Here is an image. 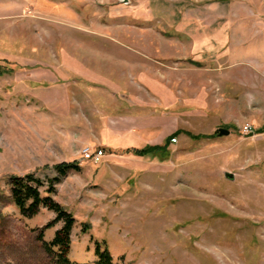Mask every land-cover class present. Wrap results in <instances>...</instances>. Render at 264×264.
Returning <instances> with one entry per match:
<instances>
[{"label":"rangeland","instance_id":"374dc122","mask_svg":"<svg viewBox=\"0 0 264 264\" xmlns=\"http://www.w3.org/2000/svg\"><path fill=\"white\" fill-rule=\"evenodd\" d=\"M27 174L58 177L73 261L264 264V0H0V264H51Z\"/></svg>","mask_w":264,"mask_h":264},{"label":"trees","instance_id":"16d2710c","mask_svg":"<svg viewBox=\"0 0 264 264\" xmlns=\"http://www.w3.org/2000/svg\"><path fill=\"white\" fill-rule=\"evenodd\" d=\"M198 137V136H194ZM172 138V137H171ZM168 140V138H167ZM170 141V137L168 142ZM165 144L147 145L140 149H127V152H133L135 155L155 154L164 151ZM78 170V163H61L56 166L58 175H65L69 170ZM58 177L50 179L45 189V195L42 194L41 187L42 180L33 175L27 174L23 177L13 176L9 178L11 199L20 213L26 217H32L41 207H46L55 213V218L45 225V228L53 226L56 222H61V227L54 233L50 241L44 243L46 253L50 257L51 264H116L112 258L111 253L106 247L105 243L96 242L95 245V259L87 262H77L69 258V251L71 245V231L76 222L75 217L67 211L60 203L55 201L52 197L54 193V183L57 182ZM42 238V237H41Z\"/></svg>","mask_w":264,"mask_h":264},{"label":"built area","instance_id":"2783aa9c","mask_svg":"<svg viewBox=\"0 0 264 264\" xmlns=\"http://www.w3.org/2000/svg\"><path fill=\"white\" fill-rule=\"evenodd\" d=\"M95 150H91L88 147H84L82 149V155L85 159H90V160H94V161H100L102 158L101 156H103L105 154V150L104 148L100 147H96L94 148Z\"/></svg>","mask_w":264,"mask_h":264},{"label":"crops","instance_id":"0c3cea01","mask_svg":"<svg viewBox=\"0 0 264 264\" xmlns=\"http://www.w3.org/2000/svg\"><path fill=\"white\" fill-rule=\"evenodd\" d=\"M78 104H82L83 105V108H82V112L81 113H97L96 111H94V110H91L92 108L91 107H88L87 108V106H88V104L90 105V101L88 100L87 101V103H85L82 99H80V98H77V100H75ZM87 104V105H86ZM86 108V109H85ZM78 113H80L79 111H78ZM98 113H99V111H98ZM106 113V112H105Z\"/></svg>","mask_w":264,"mask_h":264},{"label":"water","instance_id":"95a60500","mask_svg":"<svg viewBox=\"0 0 264 264\" xmlns=\"http://www.w3.org/2000/svg\"><path fill=\"white\" fill-rule=\"evenodd\" d=\"M229 130L228 129H226V128H224V127H219L218 129H216L215 130V133L217 134V135H227V134H229ZM227 176H229V177H232V174H230V173H227Z\"/></svg>","mask_w":264,"mask_h":264}]
</instances>
